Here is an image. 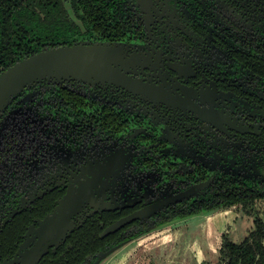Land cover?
I'll list each match as a JSON object with an SVG mask.
<instances>
[{
  "label": "flooded vegetation",
  "instance_id": "af4514ba",
  "mask_svg": "<svg viewBox=\"0 0 264 264\" xmlns=\"http://www.w3.org/2000/svg\"><path fill=\"white\" fill-rule=\"evenodd\" d=\"M77 43L120 47L134 83L43 80L3 112L0 264H96L191 221L194 264H226L225 241L264 223V0H0V74ZM100 170L66 237L42 243L40 221ZM225 208L249 220L242 239L213 224Z\"/></svg>",
  "mask_w": 264,
  "mask_h": 264
},
{
  "label": "water",
  "instance_id": "95a60500",
  "mask_svg": "<svg viewBox=\"0 0 264 264\" xmlns=\"http://www.w3.org/2000/svg\"><path fill=\"white\" fill-rule=\"evenodd\" d=\"M121 48L108 43L64 45L47 48L11 64L0 74V117L13 99L34 84L43 80L57 83L79 80L88 84L109 81L131 87L134 83L121 72ZM78 181L77 187L68 190L55 209L39 225L42 243L52 245L64 239L74 226L72 216L86 202L95 199L103 183V171L91 173L90 179ZM137 240V239H135ZM135 240L123 242L101 255L96 264L114 258ZM41 253H36L35 258Z\"/></svg>",
  "mask_w": 264,
  "mask_h": 264
},
{
  "label": "rangeland",
  "instance_id": "374dc122",
  "mask_svg": "<svg viewBox=\"0 0 264 264\" xmlns=\"http://www.w3.org/2000/svg\"><path fill=\"white\" fill-rule=\"evenodd\" d=\"M250 206L254 214L259 215L264 212V200H259ZM226 208L214 212L213 224L218 231H222L227 226H230L231 229L235 226L237 228L236 233L232 237L240 240L245 233L244 229L249 224V220L242 218V220L235 221L239 216L238 211ZM197 224L198 222L191 221L148 238H137L135 242L128 245L114 258L107 260L105 264H183L189 258L191 261L188 264H194L192 258L196 249L192 248V240L189 238L190 231H193ZM243 231L244 233L241 234ZM181 234L184 235L181 236ZM211 262L217 264V261Z\"/></svg>",
  "mask_w": 264,
  "mask_h": 264
},
{
  "label": "trees",
  "instance_id": "16d2710c",
  "mask_svg": "<svg viewBox=\"0 0 264 264\" xmlns=\"http://www.w3.org/2000/svg\"><path fill=\"white\" fill-rule=\"evenodd\" d=\"M255 223L256 230L242 244L225 241L221 253L229 258L226 264H264V223L260 219Z\"/></svg>",
  "mask_w": 264,
  "mask_h": 264
}]
</instances>
